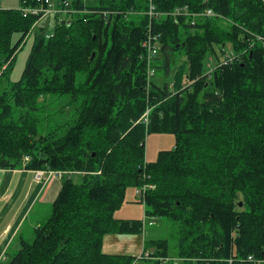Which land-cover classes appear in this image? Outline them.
Wrapping results in <instances>:
<instances>
[{"label":"trees","instance_id":"trees-1","mask_svg":"<svg viewBox=\"0 0 264 264\" xmlns=\"http://www.w3.org/2000/svg\"><path fill=\"white\" fill-rule=\"evenodd\" d=\"M52 1L69 21L44 17L51 37L41 28L7 86L1 78L41 19L20 14L36 0L0 9V170L71 171L80 181L62 179L47 220L17 238L4 264H133L102 251L108 235L143 232L142 220L114 217L128 188H143L144 216L173 233L172 245L149 243L152 255L264 264V0H153L160 53L150 74L149 0ZM150 133L175 138L153 162Z\"/></svg>","mask_w":264,"mask_h":264},{"label":"rangeland","instance_id":"rangeland-1","mask_svg":"<svg viewBox=\"0 0 264 264\" xmlns=\"http://www.w3.org/2000/svg\"><path fill=\"white\" fill-rule=\"evenodd\" d=\"M17 8H21L20 0H0V9H17ZM61 19L63 22H68L70 19V16L65 14L62 16ZM41 28L44 30L43 32L45 35H51V33L54 30L53 19L51 17H48V18L42 19L41 21L37 23L32 33L27 37L25 42L22 44L20 50L16 54L10 71L6 72L5 75H3V77L1 78V83H3V86H7V84H9L10 82H15L21 77L22 71L25 67L27 57L30 52V48L32 46L33 39L35 35L41 30ZM208 61L210 62L209 59ZM205 68H207L206 63H205ZM157 77H158V73H157ZM170 85L173 86V83ZM60 105H61V102H59V100H55L54 102L49 104L47 110L50 113L57 112V109L55 108H58ZM43 110L45 109L44 108L41 109V111ZM147 110H149V108H147ZM42 124H44L43 121H42ZM174 142H175V138L172 134H168V133L148 134L145 140V160L148 162H153L156 159L158 152L173 149ZM48 171H51V170H48ZM43 176H45L48 181L52 179L62 180V179H58L55 177H49L45 173L41 177ZM71 177H72L73 182L79 183L80 176H78L75 173H70V178ZM140 190L143 191V188ZM139 199L140 198L138 197V193L135 190V188H128L125 193L123 204L117 209V211L114 212V217L116 219L142 220L143 222V232L141 235L137 236L139 237L137 240V243L135 245L129 246L127 250L123 251L124 252L123 254L129 255V256L133 255L132 257L135 258L133 264H152V263L182 264V262H185V259H179V258H173V257H158V256L152 255L154 250L149 248V243L167 240L169 241L170 245H172L173 244L172 242L173 233L169 230L167 222L165 220L145 217L143 206L142 204L138 202ZM50 211H51V207L50 209H47V215L44 219V222L49 217ZM22 231L24 232L25 235H27V233L30 234L32 232V227H30L29 220L26 221L24 225L22 226ZM27 236H30V235H27ZM144 248H146V253H145L144 258H146L147 260H140L139 256L141 254V251L144 250ZM14 249H15L14 247L10 248L7 254L8 253L11 254L12 252L14 253L15 252ZM4 260L5 258H3V262L1 264H4ZM252 260L253 258L251 256H247L246 259L244 260L243 259H240L237 261H234L233 259L227 260V264H234L235 262L236 264L238 263L244 264L245 262H248V261L251 262ZM257 264H261V262H257Z\"/></svg>","mask_w":264,"mask_h":264},{"label":"crops","instance_id":"crops-1","mask_svg":"<svg viewBox=\"0 0 264 264\" xmlns=\"http://www.w3.org/2000/svg\"><path fill=\"white\" fill-rule=\"evenodd\" d=\"M147 52L149 54L148 50ZM159 53L157 47L154 54L158 57ZM148 68L150 69V64L147 61V70ZM47 175L49 176L48 173ZM61 187L62 180L48 181L45 176L37 180L33 171L0 170V264L3 258L6 261L7 252L14 247L18 237L31 236L32 232L27 233L30 235L27 236L22 231L26 221L29 220L32 230L43 224L47 209H50ZM138 238L108 235L103 239L102 251L110 255H126L123 251L135 245ZM145 253L146 248L141 251L140 260H147L144 258Z\"/></svg>","mask_w":264,"mask_h":264},{"label":"built area","instance_id":"built-area-1","mask_svg":"<svg viewBox=\"0 0 264 264\" xmlns=\"http://www.w3.org/2000/svg\"><path fill=\"white\" fill-rule=\"evenodd\" d=\"M66 5H67V2H66ZM61 12H63V14L66 13L64 10L63 11L59 10L56 7V4L52 0H36V5L30 6V7H23L20 10V14L23 17H36V18L39 17V19H43L44 17L49 16V15H59ZM157 13L158 12L156 11L153 0H149L148 10L143 14L145 16H148V18H149V22L147 24L148 25V27H147L148 34L146 35V38L141 43V47L144 49H147V50H154L158 47L159 42L157 41V37L153 36L149 33L152 22L153 21L156 22L159 20L158 18L160 17V14L158 13L159 14V17H158ZM108 14H109V12H104V11L101 12L103 19L108 17ZM182 14H185V10L179 9V10H176L172 16L176 17V16H179ZM197 16L211 17V16H213V13L211 10H207L204 13L198 14ZM33 30H34V28H33ZM45 37L49 38L50 35H45ZM33 172H34V178L37 180L44 173L47 174L46 171H43V170H35ZM49 177H55L58 179H63L64 175L61 174L60 171H50ZM139 193H141V192H139Z\"/></svg>","mask_w":264,"mask_h":264},{"label":"bare ground","instance_id":"bare-ground-1","mask_svg":"<svg viewBox=\"0 0 264 264\" xmlns=\"http://www.w3.org/2000/svg\"><path fill=\"white\" fill-rule=\"evenodd\" d=\"M42 20V19H41ZM36 22V21H35ZM36 26V25H35ZM51 37V36H50ZM95 38V37H94ZM48 39V38H47ZM149 51V54H148V62H149V64L153 61V59L156 57L155 56V54H154V51H155V49L154 50H148ZM148 74H150V73H152V71L148 68ZM148 113H149V110H146L145 111V113H144V116H145V118H146V116L148 115ZM145 121H147V118L145 119ZM61 172V174H63L64 175V178L66 177V178H70V173H73V172H71V171H60ZM46 173H50V171H48V170H46ZM139 192H141V193H139ZM137 193H138V195L141 197L142 195H143V191L142 190H137Z\"/></svg>","mask_w":264,"mask_h":264},{"label":"water","instance_id":"water-1","mask_svg":"<svg viewBox=\"0 0 264 264\" xmlns=\"http://www.w3.org/2000/svg\"><path fill=\"white\" fill-rule=\"evenodd\" d=\"M62 24H64V23L62 22ZM94 56H95V53L93 52L92 55H91V59H93Z\"/></svg>","mask_w":264,"mask_h":264}]
</instances>
